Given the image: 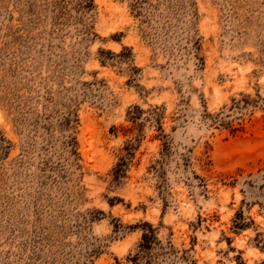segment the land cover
<instances>
[{"label":"rangeland","instance_id":"obj_1","mask_svg":"<svg viewBox=\"0 0 264 264\" xmlns=\"http://www.w3.org/2000/svg\"><path fill=\"white\" fill-rule=\"evenodd\" d=\"M264 264V0H0V264Z\"/></svg>","mask_w":264,"mask_h":264},{"label":"trees","instance_id":"obj_2","mask_svg":"<svg viewBox=\"0 0 264 264\" xmlns=\"http://www.w3.org/2000/svg\"><path fill=\"white\" fill-rule=\"evenodd\" d=\"M156 232L152 227L149 228V232L143 236V243L140 245V252L134 258V264H140V260L147 256L153 246L156 244ZM148 257V256H147Z\"/></svg>","mask_w":264,"mask_h":264}]
</instances>
